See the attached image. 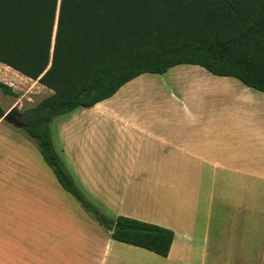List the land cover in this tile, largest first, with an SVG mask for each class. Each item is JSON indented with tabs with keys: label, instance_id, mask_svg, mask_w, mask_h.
I'll return each instance as SVG.
<instances>
[{
	"label": "crops",
	"instance_id": "crops-1",
	"mask_svg": "<svg viewBox=\"0 0 264 264\" xmlns=\"http://www.w3.org/2000/svg\"><path fill=\"white\" fill-rule=\"evenodd\" d=\"M6 69L22 76L0 63V78ZM256 92L177 65L51 123L71 168L118 170L108 177L141 185V208L154 214L123 216L171 230L165 258L112 240L18 177V136L0 119L9 146L0 150V264H264V97Z\"/></svg>",
	"mask_w": 264,
	"mask_h": 264
},
{
	"label": "trees",
	"instance_id": "trees-1",
	"mask_svg": "<svg viewBox=\"0 0 264 264\" xmlns=\"http://www.w3.org/2000/svg\"><path fill=\"white\" fill-rule=\"evenodd\" d=\"M0 63L51 91L23 121L62 189L112 240L165 258L173 232L100 213L56 152L51 123L177 65L264 94V0H0Z\"/></svg>",
	"mask_w": 264,
	"mask_h": 264
},
{
	"label": "rangeland",
	"instance_id": "rangeland-1",
	"mask_svg": "<svg viewBox=\"0 0 264 264\" xmlns=\"http://www.w3.org/2000/svg\"><path fill=\"white\" fill-rule=\"evenodd\" d=\"M6 71L7 73H4L6 78H0V82L10 86L17 94V97L5 95L0 90V106L4 110V114L16 104L20 105V112L24 113L28 109L35 107L48 96L47 90L37 82L33 83L27 80V78L9 71V69H6ZM1 73L2 71L0 70ZM256 94L264 97L262 93L256 92ZM53 124L55 126L57 121ZM3 127L13 130L18 136L15 142L20 146V149L16 152L18 154L16 160L19 163L17 176L33 181L30 183L38 186L42 192L47 193L55 200V206L56 204H61L59 207L65 208L67 211L77 209L92 218L70 194L62 189L53 172L39 154L35 142L27 135L25 129L14 128L5 122L3 123ZM7 148H9L8 145L0 143L1 151L7 150ZM55 150L64 160L67 169L74 178L77 186L83 192L85 198L100 213L112 218L123 216L129 210H141L139 211L140 213L150 216L154 214L149 205L141 208V185L124 184L123 181L125 179L108 177L112 172L118 170L71 168L64 159L63 153L59 151L57 143H55ZM13 152L14 150H12L11 154ZM114 181H119V183H111ZM144 187L147 190L150 186ZM139 212L138 214H140ZM91 221L93 225L95 224L99 229L101 228L103 233L106 232L93 218Z\"/></svg>",
	"mask_w": 264,
	"mask_h": 264
},
{
	"label": "water",
	"instance_id": "water-1",
	"mask_svg": "<svg viewBox=\"0 0 264 264\" xmlns=\"http://www.w3.org/2000/svg\"><path fill=\"white\" fill-rule=\"evenodd\" d=\"M24 116L25 113L20 112V105L16 104L12 109L3 115L2 121L14 128L25 129L26 126L22 121Z\"/></svg>",
	"mask_w": 264,
	"mask_h": 264
},
{
	"label": "flooded vegetation",
	"instance_id": "flooded-vegetation-1",
	"mask_svg": "<svg viewBox=\"0 0 264 264\" xmlns=\"http://www.w3.org/2000/svg\"><path fill=\"white\" fill-rule=\"evenodd\" d=\"M23 119H24V117H23ZM23 119H22V121H23ZM24 122V121H23Z\"/></svg>",
	"mask_w": 264,
	"mask_h": 264
}]
</instances>
